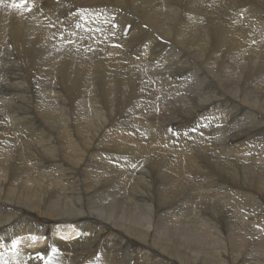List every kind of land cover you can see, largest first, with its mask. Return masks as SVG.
Here are the masks:
<instances>
[{
	"label": "bare ground",
	"instance_id": "6f19581e",
	"mask_svg": "<svg viewBox=\"0 0 264 264\" xmlns=\"http://www.w3.org/2000/svg\"><path fill=\"white\" fill-rule=\"evenodd\" d=\"M230 1L232 2L233 0ZM8 2L10 1L0 0V9H9L13 2H20V0H12V3ZM54 2L52 0H25L24 8H28L29 6L31 8L32 5H36L46 9L45 6H47V8L56 10L57 13L59 12L58 14H60L62 17L60 18L62 21L65 20L66 23H74L78 21L82 31L86 32L88 35L92 33L91 30L93 29L95 32L93 35L94 38H96L95 43H99L103 39L110 40V38L115 42L113 43V48L107 47L106 52L102 53H105L104 58L102 55H95L96 51L94 53V50L92 51L94 53L92 55L90 54L87 56L85 52L83 53V56H79L82 55L79 53L77 56V52L74 49L67 48L63 44V47L65 46L63 50L54 48V46H56L54 43L56 42L53 43V47L51 46L52 39L61 35L58 24H53L57 26H53L51 24L52 26L46 30L40 28V23L37 22V19H31V16L26 17V15H20V18H18L15 13L7 14V12L5 15L0 17V47L3 46L8 50V45H11L12 51L15 53L13 56L18 59V63H13L14 65H12V69L9 68L10 73L8 72L9 75L6 76L3 81H10V84H14L15 87L22 86V90L25 93L28 92L33 96V98H35V94L32 93V87L30 88V79H35V77L38 76L39 83L40 80L44 83L46 82L45 80H47V82L52 85L49 88H51V90H55L57 96V101L56 99L55 101L58 105L56 108L54 105V109L49 106L50 108L47 110V106L54 102H49V100L48 102L43 101L45 99L44 97H46V95L42 96L44 91L39 93V102L37 100L38 103H33V98L28 97L27 94L25 96L21 95L23 91H20L21 94L19 93L17 96L23 101H26L29 106H27V104L22 105V100H15V105L12 106L13 98H15L12 96L7 102H10L9 104L11 111L9 109H7L9 112L5 110V114H8L9 119L11 118V122L12 120L15 121L14 123L12 122L11 125L17 128L16 130H21L24 132L25 135H22L25 137H22V135H20L21 137L17 135L22 138L18 139L19 137L16 136L15 129V131L12 129L14 133L13 131L10 133L11 125H9V123L7 124L6 122H3V124L0 125V264H208L205 259L208 258L211 260V255H206L209 257L201 255V249H208L210 253V251H214L217 246H219V249L222 250L221 256L224 261L223 264H230L226 253L229 241H235L238 243L236 245L237 256H239V254H241V252L244 250V242H250L252 246L250 251L245 255V257L242 258L243 260L239 264H264V239H261V235L264 233V221L261 220L264 216L262 215L264 214V209L262 208L263 204L258 203V200L256 199V201L252 199L251 202L250 200L248 201L252 207H247L249 210L248 215H245L244 212H240L237 215L236 212H234L232 215L229 214L230 216H228L229 218L227 219L221 217L223 214L220 215V213L228 203L226 200H224V198H228L227 193L229 194V190L231 189L228 187L229 185L227 186L229 190L225 186L222 188L223 182L220 180H233V178L238 173H236L237 171L233 169L234 167L232 168L231 164V170L229 168L230 166H224L222 164L223 169L220 171H223V174L220 173V171L218 172L219 169H216L217 171L210 169L207 163H205V160L203 161L200 158V152L198 153L199 150L194 146L195 140L186 142L183 139L184 137L181 136V133L183 135L185 134L183 133V126L186 123L182 121L181 116H175L174 114V116H169L167 118L169 121L168 123H171V125L173 124L175 127L179 126V129H177L176 132L178 133V135H176L177 143L174 142L170 144V149H168L165 144L170 141L169 139H166L169 138V136L166 135L165 138L163 133L160 134V131L156 135H152L151 138L147 140L145 138L144 140L142 137L134 135L133 133L135 132L131 133L132 131L129 129H127L128 131L121 129L118 125L110 126L112 128L115 127V130H106L108 127L106 122L108 124V121H110L106 119L107 111H103L105 109L101 105L95 106L96 103L101 104L103 100H101V97L104 95L105 97L109 95L110 97H113L109 98L110 101H115L117 104L124 101V95L125 100L133 96V80L134 78L138 79L140 77L138 75L141 71L138 73L133 72L135 75L130 73V77H128L127 80L125 79L126 81L124 80L125 83L123 80H121V77H124V75L129 71L128 63H133L134 67H132V69L136 68L138 70L139 67L142 68L141 63L153 57L155 54L154 49H156L154 42L157 41L155 40L156 38H154V36H157L156 33L158 32H160L161 35L165 36V38L168 40L172 38V43L175 45L173 46L175 47L173 51L168 52L167 50V53L165 54L166 59L172 60L174 62L173 68L171 67L172 69H180L181 66H184L186 63H188V65L191 64V57L199 58V53L204 50V46L206 47V45L209 44L211 46L210 51L208 53L204 52L205 56L209 59L211 58L210 54L217 53V50L218 55L220 54L219 52L224 51L221 53L222 58L225 56V54L231 52H235V54H239L242 57L247 53V59L250 65L256 56L260 60L259 63L264 65V42L260 40V35L250 34L246 27L243 28L244 26H241L242 28H238V30L236 25H231L228 27L227 19L230 17H228L227 13H224L226 9L223 11L221 7L226 5L225 2L229 3V0H63L61 3L56 4L57 6H52L53 8H51V5H55ZM48 4L50 6H48ZM245 4L249 5L250 9L253 6H256V12L260 11L261 8L263 9V6L261 7L259 2L256 0H248L245 2ZM240 5L238 7H240ZM249 6L244 11L245 16L247 11H249ZM30 8L23 10L28 12ZM162 8L166 9L169 13H163L166 12V10L162 11ZM14 9L15 8H12V10ZM179 9L183 10L184 15L182 14L183 18L181 21H178L177 27L174 23L173 26L175 25V27H173L170 22L176 20L175 14ZM31 10L33 12V8ZM170 12H172V14ZM46 13L48 14V12ZM245 19L247 20V18ZM124 21L130 22V25L126 23L128 25L126 27L129 28L130 26V29L127 33L125 32V35L122 34V31L124 30ZM204 21L209 22L208 24L210 25L201 26ZM247 21L250 23L249 19ZM262 21L263 24H261V26L264 32V20ZM262 21H260V23H262ZM207 22L205 24H207ZM261 26L259 28H261ZM256 28H258V26ZM155 30L158 32L155 33ZM98 33L100 34L97 35ZM260 33L261 35H264V33ZM65 35L63 33V36ZM262 37L264 36H261V38ZM119 40L121 41L119 42ZM62 41L64 42L63 39ZM114 45L118 46L114 47ZM162 45H164V43ZM163 48L166 47L164 46ZM89 49L90 48H86L87 51ZM100 49H102V47ZM199 50L200 52L198 54H194L195 51L197 53ZM4 52L6 53V51ZM82 52H84V49ZM67 54L73 59L65 60L67 59L65 58V56H68ZM132 54H136L139 58L137 67H135V60L134 62H130V56ZM213 57L216 58L217 56H212V61L214 62ZM75 59H78L79 61H76ZM196 61H193V63L195 64ZM219 61L221 60L219 59ZM145 63L146 62H144L143 65H145ZM152 63L149 62V64ZM200 63L203 64V61ZM34 64H37L40 69L38 70L36 68L37 65L35 66ZM220 64H223V62ZM41 68L44 70H41ZM212 68H210V70ZM215 68L212 70L215 71ZM167 69H169L168 66ZM201 69H204V67ZM40 70V73L42 74L38 72ZM170 72H173V70ZM174 73L178 72L174 71ZM200 73H198L199 76ZM107 75H113V79L111 80V78H106L105 76ZM203 75L204 79H206L208 83L211 82V76H205V73H203ZM239 76L241 75L239 74ZM239 76L237 78H239ZM176 78L174 80L175 83L177 81ZM242 78L244 77L242 76ZM140 80L138 79L139 82ZM143 80L144 79H142V81ZM120 81L126 86V90L129 89L128 94H126L125 88V92H122L121 89L123 87L119 90ZM229 81H232V79ZM135 82L139 83L137 81ZM220 82H222V80ZM220 82L218 81V83ZM39 83L37 84L40 86ZM145 83H148V81ZM145 83L143 82L142 84L145 85ZM123 84L122 86H124ZM4 85L6 87L8 86L6 84H3V86ZM146 85L148 86V84ZM226 85L227 83L225 86ZM234 85L232 87H234ZM25 86L27 87L26 90L29 89L28 91L25 90ZM178 86L180 87V84ZM157 87L156 91L159 93V89L157 90ZM168 87L170 88V86ZM192 87H194V85ZM49 88H47V91ZM20 89L21 88H19V90ZM151 89H153V87ZM83 91L87 92L88 94H84L85 96L90 98L92 97V104H95L93 105L95 107L91 108L90 110L88 109V114H86L87 112L82 109L85 111V116L79 119L77 116L78 114L76 115L74 111L73 102L83 94ZM151 91L156 93V91ZM210 92H206L204 90L201 93V95L206 94V96L202 99V107H205V109L207 107L205 106L207 100H213L211 96L212 94H210ZM209 94L211 97L206 98L209 96ZM260 94L258 93V95ZM186 95L188 94L186 93L185 97ZM17 96L16 98H18ZM247 96L248 95H246V97ZM0 97L2 96L0 95ZM231 97L235 98V96ZM256 97L258 100V96ZM41 98L44 99L40 100ZM218 99L213 100V102L211 101L212 103H209V105L222 106V99ZM249 99L252 101L250 97ZM34 100L36 101V99ZM108 100L105 101L104 99V102L106 103L102 104L105 106V104L109 102ZM242 100L243 99H240L239 101L241 102ZM3 101L4 99L1 98V104ZM170 101H172V98ZM199 101L201 102L200 99ZM186 102L187 101H185V103ZM111 104L113 105L112 102ZM240 104L242 105V102ZM112 107H114V105ZM0 108L4 109L5 107L0 106ZM119 108L121 107L119 106ZM3 109L2 111H4ZM79 110L80 109H78V111ZM2 111L0 112L2 113ZM217 113L218 111L216 114ZM255 113H253V115ZM235 114L238 115L237 112ZM22 115L29 116H27V118L23 116L22 118L24 119H21L20 117ZM36 115H39L40 117L38 118H42L43 121L45 120L47 124L45 126L55 130L56 135L49 133V131H45L43 129L45 126L42 121V125H37L38 121L36 119ZM165 115H167V113ZM247 115H249V113ZM250 115L252 116V114ZM241 117L243 119L244 116ZM257 117L258 116H256V118ZM247 118L245 119L250 121V118ZM59 119L63 125L58 124ZM81 119L83 121H79ZM215 119L216 121L218 120L217 117ZM222 119H224L223 116ZM130 121L132 122V120ZM136 121L145 124V128L148 127L151 129L156 127L155 124H157L154 122L155 120L152 115H148L147 118L144 115ZM187 121L189 120L187 119ZM198 121L196 123H198ZM200 121L202 122V120ZM111 122L112 121H110V124H113ZM212 122L213 120L210 123ZM241 122L244 123V119ZM141 125H139V129ZM239 125L240 124L238 123V126ZM209 126L213 127L214 125ZM263 126L264 125H262V127ZM225 127L226 126H224V128ZM219 128L220 125L218 127V131L220 132ZM196 129H198V127ZM199 129H201V127ZM226 129L228 131V128ZM210 133L211 132H209L208 135H210ZM226 135L224 136L226 137ZM191 136H194V134H191ZM239 139H241V137ZM235 140L237 141L238 138L234 137L232 139L233 144ZM159 141H161V145L159 143V146H156L157 142ZM242 142L240 144L238 143V146L237 143L236 145L234 144L235 149L236 146L237 148L240 147L239 149L244 148L245 144ZM216 143H218V141ZM260 143L262 142L260 141ZM8 144H10V147L7 146ZM252 144H254V142ZM208 145L210 146V144ZM248 145L246 148H248ZM202 147L198 148L201 149ZM220 147H222V145ZM249 149L247 150H253ZM205 150L206 148L204 151ZM226 150H228V148ZM173 151L175 152V159L171 156V158L174 160L169 162L167 161V158L169 159L167 155ZM258 151L255 152V155L258 153ZM262 151L264 152V149ZM239 152L242 153L241 151H238L237 154ZM253 153H251V155ZM207 155L209 154L207 153ZM150 159L152 160L151 162H149ZM11 160H14V162L12 161L10 163ZM209 161L207 162L210 166ZM227 161L229 160L227 159ZM227 161L224 162L223 160L224 163H227ZM146 162H148L152 170L148 164H146ZM201 162L206 164L205 167L201 164ZM217 162L219 163L220 161L218 160ZM215 166L216 165L214 163L213 167ZM217 166L215 168H217ZM249 166L252 169L250 164ZM153 167L155 169H153ZM246 169L248 168L246 167ZM153 170H155L160 178H162L163 183L161 186L160 184L158 186V181L156 182L155 178L151 176V173L153 174L154 172ZM43 171H47L48 173H44ZM160 171H163V173H160ZM249 171L252 174V171ZM246 172L244 170V173ZM215 175L218 176V179L215 178ZM222 175L225 177L222 178ZM245 175H247V173ZM124 176L126 177V180L122 179ZM13 177H15L14 181L12 180ZM242 177L244 178V176ZM250 178L248 179L250 180ZM156 185L158 187H156ZM212 187L213 189L215 188L216 192L211 190ZM221 194L224 195L219 196ZM157 197L158 200L164 202V204L167 200L170 201V199L173 200L174 198H179L178 201L180 203L176 204L179 209H174L172 207L169 211L163 210L156 216L154 211L157 209L155 208L157 206ZM186 209L190 210L191 212L186 214L185 212L188 211ZM260 220L262 223H260L258 226ZM33 237L36 239L34 240ZM13 240L19 241L15 247V250H13L11 247ZM170 244L176 245L177 247H174L177 248L178 251L187 250L188 253H192V256H190L191 254H182L183 258L188 260L187 263L182 260L183 258L181 259L177 253V257L176 255L172 256L169 254L168 247ZM53 248L56 249L54 254H52Z\"/></svg>",
	"mask_w": 264,
	"mask_h": 264
},
{
	"label": "rangeland",
	"instance_id": "374dc122",
	"mask_svg": "<svg viewBox=\"0 0 264 264\" xmlns=\"http://www.w3.org/2000/svg\"><path fill=\"white\" fill-rule=\"evenodd\" d=\"M8 1H10V2H8V3H12V0H8ZM14 1V0H13ZM53 2L54 1H56V2H54V4L55 5H51V8H53L52 6H57L56 4H59V3H61L63 0H52ZM236 1V2H235ZM242 0H233L232 2L229 0V3H227V2H225V4L228 6H223V7H221L222 8V10L224 11L225 9V11H224V13L226 14L227 13V15H228V17H230L229 19H227V25H228V27L229 26H231V25H233V26H235L236 25V27H237V30H238V28H242L243 26V28H247V30H249V32H250V34H254V35H260V40L261 41H263L264 42V37H262L261 38V36H264L263 34L261 35V33L260 32H262V33H264L263 32V28H262V26H261V24H263V21L262 20H264V0H256V1H258L259 2V4H260V6L262 7L263 6V9L261 8V10L260 11H258V12H256L255 10V8H256V6H253L251 9H250V6L249 5H247V4H245V2L246 1H248V0H243L242 2H244V3H242L241 2ZM2 2V1H1ZM224 2V1H223ZM42 3H43V1H42ZM241 4V5H240ZM250 4V3H249ZM258 4V5H259ZM41 5V4H40ZM183 5H184V3H183ZM240 5V7H238ZM247 5V6H246ZM48 6H50L49 4H48ZM231 6H232V8H231ZM249 6V11H247V14H246V16H248V17H246L245 16V9L247 8ZM46 7V9L44 8L43 9V7L41 8V7H39V6H36V5H32V7L30 8V6L28 7V8H30L29 10H31L32 8H33V12L35 13H33L32 12V10L31 11H29L28 10V12L26 11V10H19V9H14V10H12V8L11 7H9V9L7 8V9H0V17L1 16H3V15H5L7 12V14H9V13H15L17 16H18V18H20V15H26V17L27 16H31V19H33V20H35V19H37V22L38 23H40V28H43V29H48V28H50L53 24H58L59 25V32H60V34L61 35H59V36H57L56 38H53L54 39V41H53V39H52V43H51V46L53 47L54 45H56V46H54V48L55 49H58V50H63L64 49V47L66 46L67 48H71V49H74L77 53H76V55L79 53V54H82V55H79V56H83V53H85V54H87V56L88 55H92V54H94L95 53V51H96V54L95 55H98V56H101L102 55V57L104 58V56H105V53L104 54H102L103 52H106V49H107V47H112L113 48V43L115 42V41H113V39L111 40V38H110V40H108V39H103V40H101L99 43H95L96 42V38H94V35L93 34H95V32H94V30L92 29L91 31H92V33H90L89 35L86 33V32H84V31H82V29H81V26H80V24H79V22L78 21H76V22H74V23H66V21L64 20V21H62V17H61V15L60 14H58L57 13V11L56 10H51L50 8H47V6H45ZM238 7V8H237ZM28 8H24V9H28ZM49 9V10H48ZM56 9V8H55ZM229 9V10H228ZM6 10V11H5ZM162 11H165L166 9H161ZM43 11V12H42ZM161 11V12H162ZM46 12H48V14L46 13ZM183 12V10H178L177 11V13L175 14V17H176V20H173L172 22H170V24H172V26H173V23L176 25V27H177V24H178V21H181L182 20V18H183V15H184V12ZM248 12H249V14H248ZM31 13V14H30ZM163 13H166V14H168L169 12H167V10H166V12H163ZM171 14H172V12H170ZM180 13V14H179ZM50 14H54L53 16L52 15H50ZM183 14V15H182ZM252 14V15H251ZM259 14V15H258ZM239 15V16H238ZM38 16V17H37ZM52 16V17H51ZM180 16V17H179ZM259 16V17H258ZM43 17V18H42ZM61 17V18H60ZM42 18V19H41ZM238 18V19H237ZM245 18H247V20L249 19L250 20V23H249V21H247ZM54 21H53V20ZM42 20H43V22H42ZM133 20H134V18H133ZM239 20V21H238ZM241 20H243V21H241ZM252 20H254V21H252ZM42 23H41V22ZM235 21V22H234ZM237 21V22H236ZM246 21V22H245ZM260 21H262V23H260ZM51 22V23H50ZM55 22V23H54ZM207 21H204L202 24H201V26H209L210 24H208L209 22H207V24H205ZM257 22V23H256ZM128 25H130V22H126V21H124V24H123V28H124V30L122 31V34H126L127 32H128V30L130 29V26H129V28L128 27H126V26H128ZM234 23V24H233ZM248 23H249V25H248ZM48 24V25H47ZM52 24V25H51ZM247 24V25H246ZM257 24V25H256ZM175 25L173 26V27H175ZM239 25V26H238ZM46 26V27H45ZM53 26H57V25H53ZM147 26H148V24H147ZM242 26V27H241ZM252 26V27H251ZM258 26V28H256V27ZM261 26V28H259ZM61 29V30H60ZM126 29H127V31H126ZM251 29V30H250ZM262 31H261V30ZM254 30V31H253ZM63 31V32H62ZM62 32V33H61ZM126 32V33H125ZM156 32H158V31H156L155 30V33ZM63 33H64V35L65 36H63ZM160 32H158V33H156L157 34V36H154V38H156L155 40H157V41H155L154 43H155V47H156V49H154V51H155V56L153 55V57L151 58V59H149V60H145L144 62H146L145 63V65H143L144 64V62L143 63H141V67L142 68H140L139 67V69L137 70L136 68H134V69H132V67H134V64L133 63H128L129 64V66H128V72L124 75V77L122 78L121 77V80H123V82H124V80L126 79L127 80V78L128 77H130V73L131 74H133V75H135L134 73H138L139 71H141V72H139V75L138 76H140L138 79L140 80V78H141V80H140V82L138 81V79L137 78H134V83L132 84V85H134V94H133V96H134V98H133V96L132 97H130L129 99L127 98V100H129V101H127V100H125V95H124V101H122V102H120L119 104H117L115 101L113 102V101H110V99L109 98H113V97H110V95L109 96H107V97H105V95L103 96V97H101V100H102V102H101V104L100 103H96V105L95 104H92V102H93V99H92V97L90 98V97H88V96H85V95H88L87 94V92H85V91H83V94L82 95H80L79 96V98H77L74 102H73V107H74V111H75V113H76V115L78 116V118L80 119L81 117L83 118L84 116H85V111L87 112L86 114H88V109L90 110L91 108H93V107H95V106H102V107H104V109L105 110H103V111H107V113H106V119L107 120H110V121H112L111 123H113V124H110V121H108V124H107V122H106V125H108V127H107V129L106 130H115V127L114 128H112V127H110L111 125L112 126H119V128H121V129H124V130H126V131H128L127 129H129V130H131L130 132L131 133H133V132H135V133H133L134 135H136V136H138V137H142L144 140H145V138H146V140L147 139H149V138H151L152 137V135H156L157 133H159V131H160V134L161 133H163L164 134V136H165V138H166V135H168L169 136V138H166V139H169L168 141L169 142H167L165 145H166V147H168V149H170L169 148V145L170 144H172V143H174V142H176L177 143V136L176 135H178V133H176L177 132V129H179L178 127L179 126H177V127H175L173 124L171 125V123H168L169 121L167 120V118L169 117V116H174V114H175V116H181L182 117V121H184V122H186L185 124H184V126H183V129H184V131H183V133H185L184 135L181 133V136L182 137H184L183 139L186 141V142H190V141H193V140H195L194 141V146L199 150L198 151V153H199V155H200V158L204 161L205 160V163H207V165H208V167H210V169H212L213 171H217L216 169H219L218 170V172L221 170V169H223L222 167H223V165L224 166H230V164H231V166H232V168L235 170V171H237L236 173H238V174H240V175H236L234 178H233V180H231V179H229V181H226V180H224V179H221L220 181L221 182H223V187L222 188H224V186L228 189V187L231 189V190H229L230 192H229V194L227 193V197L229 198H224V200H226V202H228L227 203V206H225L224 208H223V210H222V212L220 213V215H222L223 214V216H221L222 218H225V219H227V218H229L228 216H230L229 214H234V212H236V214L238 215L240 212L241 213H243L244 212V214L245 215H248L249 214V210H248V208H252L251 206H250V202H251V200L253 199V200H258V203H261V204H263L262 205V208L264 209V152L262 151L264 148V126L262 127V125H264V104H262V103H264V65L261 63H259L260 62V60H259V58H257V56L256 57H254V59L252 60V62H251V65L249 64V61H248V59H247V57H248V55H247V53L245 54V55H247L246 57H242V56H240L239 54L237 55V54H235V52H231V53H227V54H225V56L222 58V55H221V53L222 52H224V51H222V52H219L220 54V56L218 55V50H217V53H214V54H210V56H211V58L209 59L208 57H206L205 56V54H204V52H206V53H208L209 51H210V49H211V46H210V44L209 45H206V47L204 46V50L201 52V53H199L200 52V50L199 51H197V53H196V51H195V53L194 54H198L199 53V58H197V57H191L192 58V60H190V63L191 64H189L188 65V63H186L184 66L182 65L181 66V68L179 69V68H174V69H172L173 68V64H174V62L172 61V60H169V59H166L165 58V54L167 53V50H168V52L169 51H173L174 49H175V47H173V46H175L174 45V43H172L173 41H172V38H170L169 40L168 39H166L165 38V36H163V35H161V33L159 34ZM100 33H98L97 35H99ZM62 37V38H61ZM157 37H158V39H157ZM162 40H161V39ZM164 38H165V40H164ZM59 39V40H58ZM62 39L64 40V42L62 41ZM160 39V40H159ZM106 40H107V42H106ZM121 40H119V42H120ZM54 42H56V43H54ZM59 42V43H58ZM72 44H71V43ZM77 42V43H76ZM106 42V43H105ZM111 44H110V43ZM167 42V43H166ZM170 43V45H169V43ZM53 43H54V45H53ZM61 43V44H60ZM118 43V42H117ZM157 43V44H156ZM164 43V45H162ZM59 44V45H58ZM65 45L64 47H63V45ZM67 44V45H66ZM68 44H69V46H68ZM74 44H76V45H74ZM87 44V45H86ZM101 44H103V45H101ZM61 45H62V47H61ZM90 45V46H89ZM95 45V46H94ZM98 45H99V48H98ZM104 45H106V46H104ZM74 46H76V47H74ZM79 46H81V47H79ZM93 46V47H92ZM118 45H114V47H117ZM166 47V48H163V47ZM79 47V48H78ZM102 47V49H100ZM171 47V48H170ZM1 48H2V50H1ZM8 50L7 49H5L3 46L2 47H0V95L2 96V97H0V100H1V98H3L4 99V101H3V103L1 104V102H0V106H4L5 108L3 109V108H0L1 110L0 111H2V109L4 110V111H2V113L0 112V125L1 124H3V122H6L7 124L9 123V125H11L12 124V122L14 123L15 121H13L12 120V122H11V118L9 119V116H8V114H5V110H7V109H9L10 111H11V107H10V102L9 103H7L8 101H9V99L11 98V96L12 97H15V98H13V104H12V106H14L15 105V103H14V101L15 100H22V99H20L17 95L20 93V91L22 92L23 90H22V86H16L15 87V85L14 84H10V81L8 82L7 80L6 81H3L5 78H6V76H8L9 75V71H10V69L9 68H11L12 69V65H14L13 63H15V64H17L18 62H17V60L18 59H16V57H14L13 56V54H15L13 51H12V48H11V45H8ZM78 48V49H77ZM86 48L88 49V48H90L88 51L86 50ZM98 48V49H97ZM11 49V50H10ZM81 49V50H80ZM83 49H84V52H82L83 51ZM158 49V50H157ZM166 49V50H165ZM171 49V50H170ZM86 50V51H85ZM94 50V53L92 52ZM105 50V51H104ZM157 50V51H156ZM2 51V52H1ZM4 51H6V53L4 52ZM9 51V52H8ZM12 51V52H11ZM91 51V52H90ZM100 51V52H99ZM81 52V53H80ZM90 52V53H89ZM158 52H161V53H158ZM98 53V54H97ZM84 54V55H85ZM162 54H164V55H162ZM232 54V55H231ZM68 55V54H67ZM95 55H93V56H95ZM160 57H159V56ZM201 55H202V58H201ZM230 55V56H229ZM78 56V55H77ZM86 56V57H87ZM135 56V57H134ZM212 56H217L216 58L215 57H213L214 59V62H216V63H214L213 61H212ZM219 56V57H218ZM228 56V57H227ZM234 56V57H233ZM14 59H13V58ZM85 57V58H86ZM97 57V56H96ZM130 57H131V59H130ZM129 57V59H130V62H134V60H135V62L134 63H136L135 64V67H137V63H138V60H139V58H138V56L136 55V54H132L131 56ZM155 57V58H154ZM203 57H204V59H203ZM206 57V58H205ZM12 58V59H11ZM65 58H67V59H65V60H69V59H73L72 57H70L69 55L66 57L65 56ZM133 58V59H132ZM154 58V59H153ZM201 58V59H200ZM218 58V59H217ZM232 58H234V59H232ZM243 58V59H242ZM163 59V60H162ZM198 59H200V60H198ZM210 61H209V60ZM219 59L221 60V61H219ZM222 59H223V61H222ZM232 59V60H231ZM240 59V60H239ZM246 59V60H245ZM258 59V60H257ZM14 60V61H13ZM76 61L78 60V59H75ZM133 60V61H132ZM152 60H154V61H152ZM196 60H198V61H196ZM205 60V61H204ZM228 60V61H227ZM244 60V61H243ZM79 61V60H78ZM170 61V62H169ZM193 61H196V63L194 64L193 63ZM201 61H203V64L202 63H200ZM243 61V62H242ZM148 62V63H147ZM149 62L150 63H152V64H149ZM156 62V63H155ZM199 62V63H198ZM210 62V63H209ZM213 62V63H212ZM217 62H219V63H217ZM223 62V64H220V63H222ZM246 62V63H245ZM158 63V64H157ZM169 63V64H168ZM172 63V64H171ZM212 63V64H211ZM254 63H256V64H254ZM201 64V65H200ZM219 64V65H218ZM35 66L37 65V64H34ZM143 65V66H142ZM152 65V66H151ZM190 65H191V67H190ZM205 65V66H204ZM207 65V66H206ZM34 66V67H35ZM164 66V67H163ZM167 66H168V68L169 69H167ZM170 66V67H169ZM199 66V67H198ZM217 66V67H216ZM221 66V67H220ZM224 66V67H223ZM247 66H249V67H247ZM253 66V67H252ZM130 67V68H129ZM146 67V68H148V69H146L145 68V70H144V68ZM172 67V68H171ZM204 67V69H201V68H203ZM213 67V68H212ZM216 67V68H215ZM255 67V68H254ZM38 70L40 69L39 68V66L37 65V67H36ZM171 68V69H170ZM182 68H183V70H182ZM193 68V69H192ZM198 68H200V69H198ZM210 68H212V69H214L215 68V71L214 70H212V72H211V70H210ZM248 68V69H247ZM164 69H167V70H169V71H167V70H164ZM177 69V70H176ZM233 69V70H232ZM242 69H243V71H242ZM260 69V70H259ZM41 70H44V69H42L41 68ZM41 70L40 71H38L39 73L41 72ZM134 70H137V71H134ZM160 70H161V72H160ZM173 70V72H170V71H172ZM201 70V71H200ZM210 70V71H209ZM229 70V71H228ZM233 72H232V71ZM246 70V71H245ZM249 72H248V71ZM158 71V72H157ZM174 71L176 72H178V73H174ZM182 71V72H181ZM203 71V72H202ZM206 71V72H205ZM208 71V72H207ZM250 71H251V73H250ZM253 71V72H252ZM9 72V73H8ZM134 72V73H133ZM144 72V73H143ZM170 72V73H169ZM194 72V73H193ZM200 72H202V73H200ZM219 72V73H218ZM226 72V73H225ZM246 72V73H245ZM140 73H141V75H140ZM198 73H200V76H199V74ZM203 73H205V76H207V75H209V76H211L210 77V81L211 82H209L208 83V81H206V79H204V75H203ZM208 73V74H207ZM218 73V74H217ZM242 73V74H241ZM40 74H42V73H40ZM128 74V75H127ZM145 76H143V75ZM174 74V75H173ZM182 74V75H181ZM216 74V75H215ZM231 74V75H230ZM233 74V75H232ZM239 74L241 75V76H239ZM147 75V76H146ZM152 75V76H151ZM180 75V76H179ZM184 75V76H183ZM193 75V76H192ZM196 75V76H195ZM226 75V76H225ZM37 76V75H36ZM47 76V75H46ZM113 76V75H112ZM111 75H107V76H105L106 78H111V80L113 79V77H112ZM137 76V77H138ZM153 76H156V77H153ZM159 76V77H158ZM189 76V77H188ZM228 76V77H227ZM236 76V77H235ZM239 76V78H237ZM242 76L244 77V78H242ZM126 77V78H125ZM144 77V78H143ZM147 77V78H146ZM158 77V78H157ZM161 77V78H160ZM177 77V78H176ZM233 77H235V78H233ZM243 79V81H242V79ZM42 78V77H41ZM48 78H49V76H48ZM47 78V79H48ZM165 78V79H164ZM175 78L177 79V81H176V83H175ZM180 78V79H179ZM186 78V79H185ZM189 80H188V79ZM215 78V79H214ZM218 78H219V80H218ZM221 78V79H220ZM225 78V79H224ZM260 78V79H259ZM45 79V78H44ZM52 79H53V77H52ZM51 79V80H52ZM131 79H132V77H131ZM136 79V80H135ZM142 79H144L143 81H142ZM157 79V80H156ZM164 79V80H163ZM167 79V80H166ZM216 80V81H214V80ZM232 79V81H229V80H231ZM235 79V80H234ZM120 80V79H119ZM125 80V81H126ZM153 80V81H152ZM187 80H188V82H187ZM220 82L221 80H222V82H220V83H218V81ZM227 80V81H226ZM241 80V81H240ZM254 80V81H253ZM30 81H31V86H30V88L32 89V93H34L35 95H34V97L35 98H33V96L30 94V93H28V92H22V94L21 95H23V96H25L26 94L28 95V97H30V98H33V103H38L39 102V93L40 92H42V91H44V94L42 93V96H44V95H46V97H48V98H46V97H44V98H41L40 100H42V99H44L43 101H47L48 102V100H49V102H54V103H51L50 105H48L47 106V110L50 108L49 106H51V108H53L54 109V105H55V108L56 107H58V105H57V96H56V93H55V90L54 89H52L51 90V88H49V87H51L52 85H50L48 82H47V80H45L46 82L44 83V82H41V80H40V83L38 82L39 81V78H38V76L37 77H35V79H33V78H31L30 79ZM34 81V82H33ZM37 81V82H36ZM135 81H137V82H139V83H136ZM148 81V83H145V82H147ZM168 81V82H167ZM194 81H195V83H194ZM237 81V82H236ZM123 82H121L120 81V85H119V90L121 89L122 90V92H125L126 91V94H128V91H129V89H127L126 90V86L123 84ZM145 83V85H143L142 83ZM191 82V83H190ZM202 82V83H201ZM229 82V83H228ZM233 84H232V83ZM253 82H254V84H253ZM34 83V84H33ZM37 83H39L40 84V86L37 84ZM125 83V82H124ZM166 83V84H165ZM168 83V84H167ZM203 83H204V85H203ZM207 85H206V84ZM227 83V85L225 86V84ZM231 83V84H230ZM3 84H6V85H8L7 87L4 85L3 86ZM122 84L124 85V86H122ZM146 84H148V86H151V87H148ZM161 84V85H160ZM170 84V85H169ZM173 84V85H172ZM175 84V85H174ZM180 84V87L178 86ZM202 84V85H201ZM235 84V85H234ZM242 84V85H241ZM46 85V86H45ZM48 85V86H47ZM159 85V86H158ZM194 85V87H192V86ZM201 85V86H200ZM205 85H206V87H207V89H206V87H205ZM222 85V86H221ZM231 85V86H230ZM234 85V87H232ZM240 85V86H239ZM9 86H11V87H9ZM35 86V87H34ZM145 86H146V88H145ZM158 86V87H157ZM162 86V87H161ZM168 86H170V88L168 87ZM178 86V87H177ZM204 86V87H203ZM5 87H6V89H5ZM26 87V86H25ZM153 87V89H151ZM155 87V88H154ZM156 87H157V90H158V92L159 93H157V91H156ZM160 87V88H159ZM165 87V88H164ZM168 87V88H167ZM191 89H190V88ZM220 87H222V88H220ZM224 87H225V89H224ZM230 87V88H229ZM232 87V88H231ZM246 87H248V88H246ZM4 88V89H3ZM19 88H21L20 90H19ZM46 88V89H45ZM47 88H49L48 89V91H47ZM124 88H125V91H124ZM140 88V89H139ZM161 88H164V89H161ZM175 88V89H174ZM177 88V89H176ZM192 88H193V90L195 91H193L192 90ZM245 88V89H244ZM251 88V89H250ZM13 89V90H12ZM16 89H18V90H16ZM27 89V87L25 88V90ZM105 89H106V87H105ZM108 89V88H107ZM137 91H136V90ZM142 89V90H141ZM171 89V90H170ZM179 89V90H178ZM185 89V90H184ZM206 91V92H210V94H212L211 96H212V98H213V100H217L218 98L219 99H222V101H223V103H222V106L221 105H219V106H215V105H212V106H210L209 105V103H212L213 102V100H211V99H208L207 100V102L205 103V106H207L206 107V109H205V107H202V105H203V101H202V99L206 96V94H204V95H201V93L204 91V90ZM211 89V90H210ZM213 89V90H212ZM219 89V90H218ZM234 89H235V93H234ZM242 89V90H241ZM249 89H250V91H249ZM9 92H8V91ZM29 90V89H28ZM28 90H26V91H28ZM46 90V91H45ZM54 90V91H53ZM151 90H153V91H156V93L155 92H152ZM170 90V91H169ZM184 90V91H183ZM190 90V91H189ZM223 90V91H222ZM242 92H241V91ZM258 90V91H257ZM50 91V92H49ZM143 93H142V92ZM147 91V92H146ZM186 91V92H185ZM219 91V92H218ZM226 91H228V92H226ZM247 91V92H246ZM8 92V93H7ZM17 92V93H16ZM52 92V93H51ZM54 92V93H53ZM173 92V93H172ZM175 92V93H174ZM180 92V93H179ZM191 93V95H190V93ZM241 92V93H240ZM246 92V93H245ZM256 92V93H255ZM146 93V94H145ZM188 94V95H186V97H185V94ZM247 93H251L250 95L249 94H247ZM258 93L260 94V95H258ZM8 94V95H7ZM10 94V95H9ZM54 94V95H53ZM85 94V95H84ZM138 94V95H137ZM153 94H155V95H153ZM183 94V95H182ZM210 94H209V96H207L206 98H208V97H211L210 96ZM230 94V95H229ZM245 94V95H244ZM257 94V95H256ZM263 94V95H262ZM7 95V96H6ZM51 95V96H50ZM137 95V96H136ZM140 95H142V96H140ZM147 95V96H146ZM153 97H152V96ZM178 95H180V96H178ZM194 95V96H193ZM221 95V96H220ZM223 95V96H222ZM246 95H248L247 97H246ZM6 96V97H5ZM9 96V97H8ZM16 96L18 97V98H16ZM119 96V95H118ZM145 96V97H144ZM183 96V97H182ZM188 96V97H187ZM228 96H230V97H228ZM231 96H235V98L234 97H231ZM237 96V97H236ZM240 96V97H239ZM256 96H258V100H257V97ZM120 97V96H119ZM147 97V98H146ZM195 97V98H194ZM249 97L251 98V100L253 101V103H252V101H250V99H249ZM254 97H256V98H254ZM90 98V99H89ZM109 100H108V99ZM159 98V99H158ZM172 98V101H170V99ZM175 98H176V100H175ZM216 98V99H215ZM232 98V99H231ZM234 98V99H233ZM237 98V99H236ZM34 99H36V101L34 100ZM55 99H56V101H55ZM104 99H105V101H109V102H107V104H105V106L103 105L104 103H106V102H104ZM137 99V100H136ZM158 99V100H157ZM195 99V100H194ZM199 99L201 100V102L199 101ZM218 99V100H219ZM224 99V100H223ZM240 99H243L241 102H242V105L240 104L241 102L239 101ZM37 100H38V102H37ZM168 100V101H167ZM179 100V101H178ZM194 100V101H193ZM234 100V101H233ZM257 100V101H256ZM23 101V100H22ZM21 101V103H22V105H26L27 104V106H29V104L26 102V101H23L22 102ZM85 101V102H84ZM91 101V102H90ZM185 101H187L186 103H185ZM212 101V102H211ZM111 102L113 103V105H114V107H112L113 105L111 104ZM127 102V103H126ZM131 102V103H130ZM184 102V103H183ZM243 102H244V105H243ZM103 103V104H102ZM130 103V104H129ZM133 103V104H132ZM139 103V104H138ZM234 103H235V105H234ZM9 104V105H8ZM77 104V105H76ZM143 104V105H142ZM188 106H187V105ZM207 104V105H206ZM230 104V105H229ZM263 106H262V105ZM8 106V107H6V106ZM93 105H95V106H93ZM118 105V106H117ZM147 107H145V106ZM151 105H153V106H151ZM184 105H186V106H184ZM254 107H253V106ZM34 106V105H33ZM119 106L121 107V108H119ZM195 106V107H194ZM214 106V107H213ZM221 106V107H220ZM248 107V108H245V107ZM76 107V108H75ZM79 107V108H78ZM167 107V108H166ZM169 107V108H168ZM172 107H173V109H172ZM193 107V108H192ZM210 107V108H209ZM212 107V108H211ZM218 107H220V108H218ZM258 107V108H257ZM17 108V107H16ZM80 109L79 111H78V109ZM182 108V109H181ZM209 108V109H208ZM241 108H242V110H241ZM24 109V108H23ZM82 109H84L85 111H83ZM87 109V110H86ZM114 109V110H113ZM123 109V110H122ZM149 109V110H148ZM194 109V110H193ZM212 111H211V110ZM217 109V110H216ZM234 109V110H233ZM245 109V110H244ZM148 110V111H147ZM169 110V111H168ZM174 110H176V111H174ZM198 112H197V111ZM206 110H207V112H206ZM230 110V111H229ZM233 110V111H232ZM246 110H247V112H246ZM256 110H257V112H256ZM109 111V112H108ZM115 111V112H114ZM133 111V112H132ZM165 111V112H164ZM168 111V112H167ZM190 111V112H189ZM218 111V113L216 114V112ZM220 111H221V113H220ZM7 112H9L8 110H7ZM184 112V113H183ZM186 112H188V113H186ZM214 112V113H213ZM226 112H227V114H226ZM231 113V115H230V113ZM238 113V115L237 114H235V113ZM242 112V113H241ZM245 112V113H244ZM251 112V113H250ZM257 114H256V113ZM258 112H259V114H258ZM262 112V113H261ZM138 113V114H137ZM140 113V114H139ZM163 113V114H162ZM167 113V115H165ZM198 114V116H197V114ZM212 113V114H211ZM223 113V114H222ZM225 113V114H224ZM244 113V114H243ZM249 113V115H247V114ZM253 113H255L254 115H253ZM2 114H4V115H2ZM81 114V115H80ZM84 114V115H83ZM171 114V115H170ZM218 115V116H216V115ZM221 114H222V116H223V118L224 119H222V116H221ZM233 114V115H232ZM250 114H252V116L250 115ZM80 115V116H79ZM83 115V116H82ZM145 115V117L147 118V116L149 115V116H151L152 115V117L154 118V122H156L157 124H155L156 125V127H154V128H148V127H146L145 128V124H143V123H139L138 121H136L137 119H140V117H142V116H144ZM214 116V118H213V116ZM226 115V116H225ZM26 117L27 118V116H29V115H27V116H25V115H22L20 118L21 119H24V118H22V117ZM37 116V117H36ZM35 117H36V119H37V125H42L41 124V121L44 123V126L45 125H47L46 124V122H45V120L43 121V119L42 118H38V117H40L39 115H36ZM87 116V115H86ZM165 116V117H164ZM188 116V117H187ZM221 116V117H220ZM225 116V117H224ZM241 116H244L243 117V119H244V123L246 124H244V123H242L241 121L243 120L242 119V117ZM245 116H247V117H249L250 118V121L249 120H247L248 118L247 117H245ZM256 116H258L257 118H256ZM260 116V117H259ZM109 117V118H108ZM113 117H114V119H113ZM217 117V119L220 121H216V118ZM219 117V118H218ZM227 117V118H226ZM236 117V118H235ZM241 117V118H240ZM2 118V119H1ZM156 118V119H155ZM163 120H162V119ZM245 118H247V119H245ZM132 120V122L130 121V120ZM187 119L189 120V121H187ZM196 119V120H195ZM199 121H198V120ZM209 119V120H208ZM237 119H239V120H237ZM256 121H255V120ZM258 119V120H257ZM179 120V119H178ZM200 120H202V122L200 121ZM205 122H204V121ZM213 120V122L212 123H210L211 121ZM225 120H226V122H225ZM246 120V121H245ZM261 120V121H260ZM79 121H83L82 119L81 120H79ZM130 121V122H129ZM165 121V122H164ZM198 121V123H196ZM253 121V122H252ZM255 121V122H254ZM259 121V122H258ZM61 122V120L59 119V121H58V124H62V122ZM135 122H137V123H135ZM201 122V123H200ZM232 122H233V124H232ZM235 122V123H234ZM252 122V123H251ZM33 123H34V121H33ZM117 123V124H116ZM160 123V124H159ZM167 123V124H166ZM192 123V124H191ZM209 125H214L213 127H211V126H209ZM217 123V124H216ZM220 123V124H219ZM237 123V124H236ZM238 123L240 124L239 126H238ZM251 123V124H250ZM115 124V125H114ZM138 124V125H137ZM142 124V125H141ZM197 124V125H196ZM200 124V125H199ZM202 124H203V127H202ZM204 124H206V125H204ZM217 126H216V125ZM249 124H250V126H249ZM256 124V125H255ZM63 125V124H62ZM139 125H141L140 126V129H139ZM159 125V126H158ZM219 125H220V128H219V130H220V132L218 131V127H219ZM223 125V126H222ZM235 125V126H234ZM251 125H252V127H251ZM261 125V126H260ZM136 126H138V127H136ZM144 127V129H143V127ZM154 126V125H153ZM224 126H226L225 128H224ZM167 127V128H166ZM189 127V128H188ZM192 127V128H191ZM198 127V129H196ZM201 127V129H199ZM207 127V128H206ZM242 127V128H241ZM246 127V128H245ZM249 129H248V128ZM255 127H256V129H255ZM49 130H48V129ZM108 128H110V129H108ZM158 130H157V129ZM172 128H173V130L174 129H176V130H172ZM210 128V129H209ZM226 128H228V131H227V129ZM234 128V129H233ZM238 128V129H237ZM240 128V129H239ZM251 128V129H250ZM259 128V129H258ZM15 129H17V128H15L14 126H12L11 125V131H10V133L13 131V130ZM45 131H49V133H51V134H53V135H56V131L55 130H53L52 128H50V127H47V126H45V128H43ZM142 129V130H141ZM146 129V130H145ZM154 129H155V131H154ZM208 129V130H207ZM211 129H212V131H211ZM222 129V130H221ZM245 129V130H244ZM246 129H248V130H246ZM14 130V131H15ZM145 132H144V131ZM191 130V131H190ZM197 130V131H196ZM206 130V131H205ZM213 130H214V132H213ZM216 130V131H215ZM251 130V131H250ZM14 131H13V133H14ZM24 131H25V129H24ZM50 131H52V132H50ZM163 131V132H162ZM203 131V132H202ZM218 131V132H217ZM226 131V132H225ZM248 131V132H247ZM257 131V132H256ZM16 133V136L17 135H25L24 134V132H22L21 130H16L15 131ZM21 132V133H20ZM190 132H192V133H190ZM209 132H211L210 133V135H208L209 134ZM225 132V133H224ZM18 133V134H17ZM108 133H109V131H108ZM148 133V134H147ZM201 133H203V134H201ZM214 133V134H213ZM218 133V134H217ZM226 133H227V135H226ZM228 133H230V134H228ZM236 133H238V134H236ZM191 134H194V136H191ZM212 134V135H211ZM226 135V137L224 136V135ZM232 134H233V137H232ZM249 134V135H248ZM22 135V137H25V136H23ZM145 135V136H144ZM187 135V136H186ZM229 135V136H228ZM231 135V136H230ZM235 135V136H234ZM238 135V136H237ZM240 135V136H239ZM250 135H252V136H250ZM19 136H17V137H19ZM144 136V137H143ZM167 136V137H168ZM189 136H190V138H189ZM210 136H212V137H210ZM21 137V136H20ZM18 138V139H22V138ZM170 137H172V138H170ZM193 137V138H192ZM196 137V138H195ZM238 138V142L236 141H234V144L236 145V143H237V146L242 142L243 144H245L244 145V148H242V149H239L240 147H238L237 148V146H236V149H235V145L232 143L233 141H232V139L233 138ZM241 137V139H239ZM247 137V138H246ZM249 137H251V138H249ZM256 139H255V138ZM175 138V139H174ZM191 138H192V140H191ZM209 138V139H208ZM214 138V139H213ZM229 138V139H228ZM231 138V139H230ZM260 138V139H259ZM253 139H255V140H253ZM197 140V141H196ZM211 140V141H210ZM214 140H217L218 141V143H216L217 141H214ZM231 142H230V141ZM248 140V141H247ZM173 141V142H172ZM205 141V142H204ZM241 141V142H240ZM247 141V142H246ZM257 141H259V142H257ZM260 141L262 142V143H260ZM161 141H159V142H157V145L156 146H159V143H160ZM208 142V143H207ZM213 142V143H212ZM221 142H223V143H221ZM227 142V143H226ZM250 142V143H249ZM254 142V144H255V146H254V144H252ZM201 143H202V145H201ZM221 143V144H220ZM225 143V144H224ZM232 143V144H231ZM239 143V144H238ZM208 144H210V146L208 145ZM217 144H219V145H217ZM231 144V145H230ZM249 144V145H248ZM160 145H161V143H160ZM222 145V147H220ZM227 145H229V146H227ZM247 145H248V148H246L247 147ZM8 147H10V144H8L7 145ZM203 146V147H202ZM206 146V147H205ZM209 146V147H208ZM221 148H219V147ZM227 146V147H226ZM256 148L257 146V148H256V150L258 151V153H256V155H255V152H257L256 150L254 151V147ZM198 147H202L201 149L200 148H198ZM230 147H231V149H230ZM14 148V147H13ZM18 148V147H17ZM206 148V150L204 151V149ZM209 148H211V149H209ZM217 148H219V149H217ZM228 148V150H226ZM253 149V150H250V149ZM230 149V150H229ZM235 149V150H234ZM247 149H249L250 151H248ZM210 150V151H209ZM224 151V152H222V151ZM214 151V152H213ZM217 151H218V153H217ZM227 151V152H226ZM236 153H235V152ZM238 151H241L242 153H238L237 154V152ZM249 152V153H247V152ZM211 152V153H210ZM214 154H213V153ZM217 154H216V153ZM222 152V153H221ZM230 152V153H229ZM245 152V153H244ZM254 152V153H253ZM172 153V154H171ZM171 153H169L168 155H167V157H169V159L167 158V161H173L174 159H175V156H174V154H175V152L173 151V152H171ZM207 153L210 155V157H209V155H207ZM225 153V154H224ZM236 155H235V154ZM251 153H253L252 155H251ZM262 153V154H261ZM213 154V155H212ZM242 154V155H241ZM204 155V156H203ZM216 155V156H215ZM220 155V156H219ZM263 155V156H262ZM171 156L172 157H174V159L173 158H171ZM207 158H206V157ZM240 156V157H239ZM247 156V157H246ZM249 156V157H248ZM255 156V157H254ZM237 157V158H236ZM246 157V158H245ZM254 157V158H253ZM257 157V158H256ZM171 158V159H170ZM213 160H212V159ZM229 160V161H227V159ZM234 158H236V159H234ZM240 158H242V159H240ZM245 158V159H244ZM209 159H210V161H209ZM244 159V160H243ZM209 161L210 162V166H209V163L207 162V161ZM220 161L219 163L217 162V161ZM223 160H224V162H226L227 161V163H224L223 162ZM262 160V161H261ZM14 162V160H11L10 161V163L11 162ZM152 160L150 159L149 160V162H151ZM215 163V165L217 166L218 164V166H217V168H215V167H213V165H214V163ZM232 161V162H231ZM238 161H240V162H238ZM237 162V163H236ZM254 162V163H253ZM203 164L202 162H201V164L202 165H204V167H205V165L206 164ZM212 163V164H211ZM229 163V164H228ZM234 163V164H233ZM252 163V164H251ZM13 164V163H12ZM146 164H148V162H146ZM222 166H221V165ZM226 164H228V165H226ZM249 164L252 166V169L250 168V166H249ZM262 164V165H261ZM234 165V166H233ZM248 165V166H247ZM10 166H11V164H10ZM148 166L150 167V165L148 164ZM153 166V165H152ZM220 166V167H219ZM231 166L229 167L230 168V170L232 169L231 168ZM236 167V168H235ZM246 167L248 168V169H246ZM158 168V167H157ZM213 168H215V169H213ZM150 169H151V167H150ZM153 169H155L154 167H153ZM152 170V169H151ZM244 170H245V172L247 173V175H248V178H250V180L247 178V175H245L246 173H244ZM249 170H251L252 171V174L250 173V171ZM255 172H254V171ZM154 172H153V174L151 173V176H153L154 178H155V180H156V182H157V185L159 186V184H160V186L162 185V183H163V180H162V178H160V176L157 174V172H155V170H153ZM44 172V171H43ZM244 174H243V173ZM44 173H48L47 171H45ZM160 173H163V171H160ZM220 173H224L223 171H220ZM232 173H235V172H232ZM255 173H257V174H255ZM263 173V174H262ZM231 175V174H230ZM249 175H252V176H249ZM238 176V177H237ZM242 176H244V178H246V179H244ZM212 177V176H211ZM225 176L224 175H222V178H224ZM15 177H13V181L15 180L14 179ZM215 178L216 179H218V176H216L215 175ZM236 178V179H235ZM241 178H242V180H241ZM122 179L123 180H126V177L124 176V177H122ZM158 179V180H157ZM128 180V179H127ZM245 180V181H244ZM228 182H229V184H228ZM234 182V183H233ZM246 184V185H245ZM156 185V187H158ZM229 185V186H228ZM237 185V186H236ZM260 185V186H259ZM228 186V187H227ZM235 186H236V188H235ZM219 187V186H218ZM238 188V189H237ZM242 189V190H241ZM245 189V190H244ZM211 190L212 191H214V192H216V190H215V188L213 189V187L211 188ZM237 190V191H236ZM241 190V191H240ZM158 191V190H157ZM234 191V192H233ZM232 192V193H231ZM222 193V192H221ZM212 194H214V193H212ZM220 194V193H219ZM224 194H221V195H219V196H223ZM239 195V196H238ZM252 196V197H251ZM256 196V197H255ZM242 197V198H241ZM247 197V198H246ZM249 197V198H248ZM251 197V198H250ZM239 198V199H238ZM176 198H174L173 200H171L170 199V201L169 200H167L166 202H165V204H164V202H162V201H159L158 200V197L156 198V207L155 208H157V209H155V211H154V214H156V216H157V214H159V213H161L163 210H170L172 207L174 208V209H179V207L176 205V204H179L180 202L178 201V199L179 198H177L176 200H175ZM223 200V199H222ZM250 200V202H248ZM255 200V201H256ZM175 201V202H174ZM235 201V202H234ZM161 202V203H160ZM169 202V203H168ZM239 202V203H238ZM167 203H168V205H167ZM159 204V205H158ZM233 204V205H232ZM260 204V205H261ZM162 205V206H161ZM177 207V208H176ZM237 207V208H236ZM243 207V208H242ZM248 207V208H247ZM227 208V209H226ZM237 209V210H236ZM242 209H243V211H242ZM186 210H188V209H186ZM248 211V213H247V211ZM189 212H191L190 210H188V211H186L185 213L187 214V213H189ZM228 212V213H227ZM247 213V214H246ZM262 215H264V214H262ZM262 215H261V217H262ZM262 221H264V216H263V218L261 219ZM260 220V222L258 223V226H259V224L260 223H262V221ZM261 239H264V233H262V235H261ZM233 243H235V244H233ZM245 243V244H244ZM243 243V246L245 247L244 248V250L241 252V254H239V256H237L236 255V251H237V247H236V245L238 244V243H236L235 241L234 242H232V241H229V244L227 245V259L229 260V263L230 264H239L243 259V257H245V255L250 251V249L252 248V246H251V244H250V242L248 243V242H244ZM246 244H248V245H246ZM177 247L176 245H169V247H168V252H169V254L170 255H172V256H175L176 255V257H177V254H178V256L182 259L183 258V256H182V254H191L190 256H192V253H188V251L187 250H179L178 251V249L177 248H175V247ZM235 246V247H234ZM171 247V248H170ZM219 250V251H218ZM208 251V252H207ZM218 251V252H217ZM234 251H235V253H234ZM177 253V254H176ZM179 253H180V255H179ZM205 255H204V254ZM216 253H218V254H216ZM221 253H222V250H220L219 249V246H217V248L216 249H214V251H210V253H209V250L208 249H204V250H202L201 249V255H203V256H205V257H209V256H206V255H211V260L210 259H208V258H206L205 259V261H207L208 262V264H220V263H222L223 264V258H222V256H221ZM213 255V256H212ZM235 255V256H234ZM221 256V257H220ZM204 257V258H205ZM234 258V259H233ZM241 258V259H240ZM182 260H184L186 263L188 262V260H186V258H183ZM215 260V261H214ZM234 260V261H233Z\"/></svg>",
	"mask_w": 264,
	"mask_h": 264
},
{
	"label": "snow or ice",
	"instance_id": "6c2138e0",
	"mask_svg": "<svg viewBox=\"0 0 264 264\" xmlns=\"http://www.w3.org/2000/svg\"><path fill=\"white\" fill-rule=\"evenodd\" d=\"M24 5H25V0H20V2H13L10 6L12 7V8H15V9H19V10H23L24 9ZM33 239L35 240L36 238L35 237H33ZM19 243V241L18 240H13L12 241V249L13 250H15V247H16V245ZM56 252V249L55 248H53L52 249V254H54Z\"/></svg>",
	"mask_w": 264,
	"mask_h": 264
}]
</instances>
